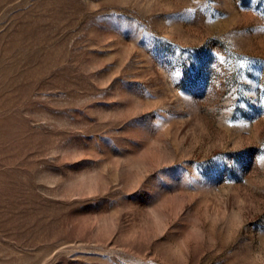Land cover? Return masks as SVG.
<instances>
[{"label": "rangeland", "instance_id": "rangeland-1", "mask_svg": "<svg viewBox=\"0 0 264 264\" xmlns=\"http://www.w3.org/2000/svg\"><path fill=\"white\" fill-rule=\"evenodd\" d=\"M0 264H264V0H0Z\"/></svg>", "mask_w": 264, "mask_h": 264}]
</instances>
